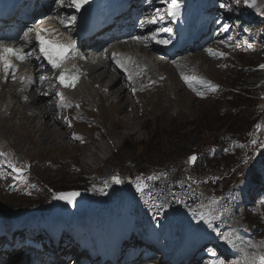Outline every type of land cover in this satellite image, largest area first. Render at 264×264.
I'll use <instances>...</instances> for the list:
<instances>
[{
    "label": "rangeland",
    "instance_id": "rangeland-1",
    "mask_svg": "<svg viewBox=\"0 0 264 264\" xmlns=\"http://www.w3.org/2000/svg\"><path fill=\"white\" fill-rule=\"evenodd\" d=\"M144 3L147 7L152 5H156L155 8L167 7L163 0H144ZM226 8L227 14L232 18L231 25H234L232 30L236 32L234 44L229 45L222 39L216 42L220 44L211 48L214 55L209 54L208 51L203 54L217 60L216 52L225 49L232 52L229 57L233 58L236 68L221 78L214 72L215 79L208 80L217 88L230 91L229 96L198 102L203 101L204 95L201 97L190 88L192 94L187 90L188 85L182 79L181 83L185 90L198 101H189L183 96L184 98L174 109V105L170 107V101L165 102L166 99H161L154 102L145 113L143 110L133 113L120 104L112 113H100L94 116L100 119L102 127L90 131L94 136L92 143H83L77 147L69 146L67 141L57 138V135L55 138L51 136L48 140H46L47 136H42L45 144H41L39 140L29 142L17 132L6 131L5 134L20 152L37 155L44 158V162L65 156L70 164L64 165L61 170L52 167L51 170L40 174L36 171L39 178L33 180V183L39 188L33 198L18 199L0 190V233L2 227L14 231L21 225L27 226V222L30 225L28 229L32 228L33 231L45 226L50 228L55 221L58 222L57 228H63L64 221H61L63 219L52 216V211H68L70 208L80 207V212L86 218L91 216L98 222L108 224L121 222L120 226L126 237L131 236L135 240L146 236L152 230L160 229L155 225L145 226V223L140 222V218L135 216L141 201L136 184L138 181L146 183L149 181L148 177L158 179L164 170L171 169L172 177L174 176L177 184L196 190L200 196L196 203L198 205L196 211L192 212L196 217L186 221V228L190 224L197 227L203 221V214L209 213L215 222V225L211 224V228L216 230V233L223 228L224 230L220 232L222 234H227L231 230L238 238L247 242L254 241L262 230L259 227L264 228V67H262L264 66V0H226ZM136 54L140 56L139 53ZM157 73L164 75V72L159 70ZM85 79L87 80V77ZM202 79L207 78L203 76ZM41 86L42 83H37L36 87ZM69 90L73 88L70 87ZM200 90L204 94L212 92L206 89ZM33 92L37 93L36 88L31 90V93ZM45 93L51 95L55 107H60L57 103L56 87L52 92L47 88ZM214 94H218L217 90ZM69 98L66 104H70L72 95ZM10 102L11 98L8 95L7 103ZM75 105L79 106L78 103ZM68 106L62 116L66 121L69 117ZM40 108L44 109V106ZM121 121L127 122V127H130L131 131L126 132L120 125ZM68 125L74 129L72 123ZM75 135L84 137L79 131H75ZM213 147H227V149L222 154L213 150ZM83 152L87 156L96 154L95 163L82 165ZM198 152L203 157L208 154V158L203 160L207 164L196 166L195 163L189 162V158ZM232 155H236V158L232 159ZM10 161L12 162L11 159ZM114 168L120 170L117 175L121 180L120 184L112 181L98 190L87 186L89 180L110 174ZM25 172L23 169L22 177ZM12 174L14 177L17 176V173L12 172ZM72 192L79 193L74 205L53 199L55 194L66 195ZM222 193H230L233 204L246 211V215L239 216L238 226L221 227L216 224L218 219L211 216L209 209L222 199ZM99 201L105 205L95 206ZM106 204H111L112 207ZM134 209L136 211L133 213ZM86 212L91 214L88 216ZM169 215L173 218L176 216L174 208L170 210ZM81 217L80 215L78 219ZM115 231L117 230L114 229L113 234ZM61 236V233H58V238ZM20 237L21 242H26L30 246L36 241V239L31 242L26 241L28 235L25 233ZM219 238L221 239L222 236ZM219 238L215 242H219ZM46 242L50 245V241ZM210 246L214 250L208 252L207 256L210 259L223 255L228 261L230 260L227 264L240 260L239 256L235 255V247L229 245L228 251L224 252L214 245L205 247ZM236 248L238 250L237 245ZM33 251L35 259H38L37 252ZM145 252L146 250L142 251ZM261 254H264V247L254 256ZM208 264L215 262L209 261Z\"/></svg>",
    "mask_w": 264,
    "mask_h": 264
},
{
    "label": "bare ground",
    "instance_id": "bare-ground-1",
    "mask_svg": "<svg viewBox=\"0 0 264 264\" xmlns=\"http://www.w3.org/2000/svg\"><path fill=\"white\" fill-rule=\"evenodd\" d=\"M161 11L165 14L164 10ZM60 13L61 11L54 13L53 20L57 23L65 26L68 25L65 20H68L71 24L75 22L72 21L69 16L64 19ZM160 21H163V18H160ZM211 22L212 18L208 20V23ZM128 27L129 26L124 28L125 32L122 34L123 36L127 33L126 30ZM148 29L149 26H145V31ZM207 29L211 31V25H208ZM194 31H192L190 35L194 36ZM66 34L70 35L68 33ZM218 38L224 40L225 35H221ZM191 40L192 39L184 41L188 45L182 48L181 51L183 53L192 51H198L200 53L196 52L195 54L181 59V54H175L174 56H179L177 58L163 59L158 51L150 49L144 44L139 46L135 44V48H133L132 45L131 48H133V50L129 51L139 53L140 56L128 55L129 59H126L125 62L121 61L128 69L127 73L115 63H110V55L107 61V51L109 50L108 43H96L91 45L92 48L99 45L103 46L106 51L98 53L99 49L96 52H87V57L93 62L87 61V63L82 65V69L87 72V81L81 83L79 88L73 93L70 102L71 106L68 103L64 107H55L56 104L54 105L51 101V95L45 93L47 88L51 89L52 92L56 87L55 77L52 73H47L46 76H42V71L38 69L35 74V80L36 82L42 83V86L35 87L37 93H31V90L27 91L25 97H21V93L16 90L14 84H9V90L0 94V107H2V109H0V152L5 153L4 156H0V190H4L11 196L18 197V199L22 197L33 198L36 195L35 192L39 188L37 184L33 183V180H38L39 178L36 171L40 174L41 172L51 170L52 167L56 170H61L64 165L70 164L69 160L65 159V156L56 157L54 161L44 162V158H40L37 155H31L28 152H20L5 134L6 131L17 132L18 135L29 142H36L39 140L41 144H45L42 137L44 135L47 136L46 140L50 139L51 136L55 138L57 135V138L67 141V144L71 147H77L83 143H92L94 136L90 131L102 127L100 119L94 116L100 113H112L120 104L121 106H126V108L133 113L141 110L145 113L149 107H152L154 102H158L161 99H166L165 102L170 101V107L174 105L175 109L179 105L180 100L184 97H187L189 101H198L194 96L189 94L188 91L191 92V89L188 86H186L188 91L185 90L181 83L182 75L190 77L196 76L199 78L204 76L207 78L206 81H208L210 78L215 79L213 75L214 72L217 77L221 78L223 75L232 72L236 68L233 58L229 57L230 54H232L230 50L225 49L221 52H216L217 60H213L203 54L208 51V49H203L204 43L194 42L195 44L190 46ZM51 41H53V39ZM216 41L218 40H214L213 43ZM217 44H220V42L213 44L211 48L215 47ZM29 47L32 48V44H30ZM116 49L119 48L117 47ZM221 53L223 54L222 56L220 55ZM129 61L130 63L128 65ZM36 68V63L33 62L31 70L35 72ZM157 70L164 72V75H159ZM129 73L131 75L138 73L133 82V76L131 81L128 79ZM19 82L22 81L19 80ZM217 93L218 94H214V92H211L210 94H204L203 101L198 102L209 101L217 99L219 96L230 95V91L226 92L224 88H217ZM8 95L12 98V102L9 106H6L4 102L7 100ZM23 98L26 99L23 100ZM118 99L120 100L117 103ZM76 103H78L79 106H76ZM43 106L44 109L40 108ZM67 106L68 109H70L69 117L66 121L62 116H64L63 111L67 110ZM69 123L73 124L74 129L69 127ZM120 125L124 127L126 132L131 131L130 127H127V122L121 121ZM75 131L81 132L84 137L75 139L74 137H78L75 135ZM49 134L51 135L49 136ZM213 148V150H217L222 154H224L223 151L227 149V147ZM194 155L197 157L195 161L196 166L207 164L203 160L208 158V154L206 157L200 155L199 152L197 154L194 153ZM81 158L82 165L88 166L86 163L90 165L94 164L97 156L96 154L87 156L83 152ZM235 158L236 155H232V159ZM10 159L14 165L20 166L26 171L22 180L13 178L14 175L12 174V170L7 166V161H10ZM119 171L118 168H114L110 174H105L103 176H98L96 179L89 180L87 186L94 190L104 188L107 183L113 181L112 178L114 176L117 177ZM14 183L15 187H13ZM144 184L146 186L144 192L139 193L141 198L138 204L139 211L134 209L133 213L136 211V217L151 224L160 225L161 231L166 228L170 229V235L165 237L164 241H171V253H176L172 251L180 244L184 236L186 221L196 217L192 215V212L196 211L198 206L196 203L200 196L196 190L185 188L177 184L174 181V176L172 177L171 169L164 170L158 179L149 180L146 183L144 182ZM221 195L222 199H220L216 205L210 207L211 216L218 219L216 224L221 227L238 226L240 222L239 216L241 214L246 215V211L233 204L232 195L230 193H222ZM101 205L105 204H101V201L95 203V206ZM106 205L110 206L111 204ZM173 208L176 213L174 218L172 215H169L170 210ZM56 217L58 218L59 216L56 215ZM65 220L66 219H63L61 221ZM211 222L215 225L213 220H211ZM56 223L58 224V222L55 221L52 225H56ZM27 225L30 226L28 222ZM259 228L264 230L262 227ZM262 230L252 242H247L236 237L235 232L231 230L227 232L233 233L235 248L237 245V252L240 260H242L245 253L251 257L264 247V231ZM62 232L66 233V231ZM7 233L9 235L8 238L2 233L4 239L1 241H3L4 244H0V264H43L42 260L33 261L31 253L25 260L27 251L22 248H9V246H11L10 243L12 245H17L19 242L16 235H18L20 231H17L16 234L13 231H7ZM25 233L30 236H35L40 232L29 230ZM59 242H63L62 247L69 252L62 249L57 256H53V259L56 261L55 264H81L85 260V251H77L78 245H73L68 240V236H64V241L61 239ZM94 242L95 241L92 240V244L95 247L96 244H94ZM253 244L256 245V247H252L251 245ZM18 245L27 247V244L23 242H19ZM130 245L133 244L130 243ZM4 247L7 249H4ZM10 249H12V251H10ZM100 258L101 255H95V258L86 264H91ZM229 262L230 260L227 262L223 261V264ZM193 263L194 262L191 261L189 264ZM142 264H175V262L163 259L160 253L157 252L151 255L149 261Z\"/></svg>",
    "mask_w": 264,
    "mask_h": 264
},
{
    "label": "snow or ice",
    "instance_id": "snow-or-ice-1",
    "mask_svg": "<svg viewBox=\"0 0 264 264\" xmlns=\"http://www.w3.org/2000/svg\"><path fill=\"white\" fill-rule=\"evenodd\" d=\"M90 0H68L69 6L74 7L77 12L81 10V8L88 4ZM60 3L63 4L64 0H60ZM223 7V5H222ZM181 8L180 3H178V0H170V6H169V15L170 16H177L179 9ZM72 21H75L76 17L72 16L70 18ZM150 23H156L155 19H152L149 21ZM224 30H228V26L224 25ZM46 30L41 29L40 32L36 33V40L39 44L40 53L41 55L48 61L49 64L52 65L54 69L59 68L60 64L63 62V59L65 58L68 51L74 49V45H62L57 44L50 40H45L43 36L41 35V32H44ZM170 31V30H165ZM27 35V34H25ZM135 39L139 40L140 37H135ZM151 39L156 40L157 43H164L167 44L168 41H162L156 38V36H152ZM209 54L214 55L212 49H208ZM8 54L11 56H14L17 60L20 62H23L25 59L24 54L20 53L16 49L13 48H6V47H0V62L4 63L5 70L12 69V65L5 62V55ZM223 55L222 53L220 54ZM113 59L116 61L118 67H120L124 72H128V69L125 67L124 63L121 62V59L117 58L116 54H113ZM129 59V58H125ZM264 67V66H262ZM138 74V73H137ZM129 81L132 80V75L128 74ZM182 79L185 81V83L188 85L189 88H191L193 91L197 93L199 96H203L204 92L200 89H206L208 91L215 92L217 90V86L213 85L209 81L203 80L202 78L196 77V76H187L182 75ZM78 80V76L71 75L69 73L61 72L59 76L60 83L65 87H74L75 82ZM70 82V83H68ZM195 85V86H194ZM198 86V87H196ZM57 96L60 98V106L64 107L66 106L65 98L62 93H57ZM259 127V126H258ZM75 139H80L79 137H74ZM255 143V141H253ZM5 153L0 152V156H4ZM197 160V157L195 155L191 156L189 158L190 163H195ZM7 166L11 168L13 173H17V176L13 177L14 179H23L22 178V172L23 169L16 167L11 161H7ZM156 177H148L149 180H153ZM113 182L116 184H120L121 180L119 177L114 176ZM34 187V186H33ZM145 184L142 181H138L136 184V190L137 192L143 193L145 190ZM79 195V193L72 192L68 194H55L53 196L54 200L64 201L65 203L69 205H74L75 198ZM211 227V225H209ZM218 236H222L224 242L232 247H235V242L233 239V233L229 232L227 234L217 233ZM252 247H256V245H251ZM220 264H223V261L220 262ZM232 264H264V254H261L259 256H249L247 253L244 254L242 260H236L233 261Z\"/></svg>",
    "mask_w": 264,
    "mask_h": 264
}]
</instances>
